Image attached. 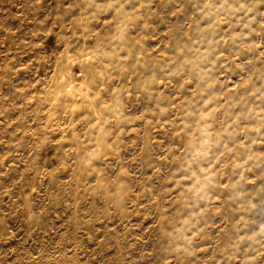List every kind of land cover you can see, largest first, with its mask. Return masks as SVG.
<instances>
[{
	"label": "clouds",
	"instance_id": "clouds-1",
	"mask_svg": "<svg viewBox=\"0 0 264 264\" xmlns=\"http://www.w3.org/2000/svg\"><path fill=\"white\" fill-rule=\"evenodd\" d=\"M0 264H264V0H0Z\"/></svg>",
	"mask_w": 264,
	"mask_h": 264
}]
</instances>
